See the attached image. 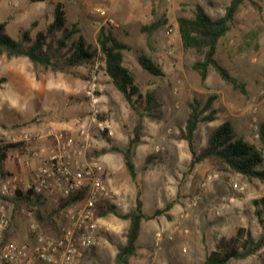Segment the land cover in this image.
Here are the masks:
<instances>
[{
	"label": "rangeland",
	"instance_id": "rangeland-1",
	"mask_svg": "<svg viewBox=\"0 0 264 264\" xmlns=\"http://www.w3.org/2000/svg\"><path fill=\"white\" fill-rule=\"evenodd\" d=\"M79 1L83 6L69 9L66 17L67 24L71 25L85 14L83 21L77 22L79 33L72 40L82 36L95 50L100 29H113L118 39L130 48L124 53V64L133 72L138 95L145 100L150 93L156 97L153 116L142 119L141 141L134 148L137 179L132 180L120 151L127 148L140 118L116 88L99 89V85L105 84L106 74L99 68L98 60L95 64L75 68L73 74H54L34 67L26 58H0V80L4 79L0 84V146L23 144L8 153L5 171L20 176L25 187V173L23 170V174L15 172L19 167L14 162L16 151L32 156L38 143L47 141L49 148L53 145L50 132L67 131L78 136L79 130L86 126L92 139L91 156L102 162L112 190L111 202L120 213H129L135 207L137 183L143 193L147 215L166 208L171 202L182 205L170 219L162 215L142 224L139 247L143 245L152 253L158 250L165 253V240H171L170 254L168 250L166 258L162 259L166 261L164 264H204L206 254L216 249L218 240L234 236L239 228L249 230L253 238L259 239L264 231L255 216L253 201L264 196V182H248L236 173L221 171L209 160L189 171L192 157L182 134L189 105L196 100L203 107L210 96H215L216 121L199 125L194 136L197 153L205 150L213 130L230 121L238 136L256 146L264 157V146L257 136L264 124V0H255L257 8L244 4L232 30L218 45L217 59L246 85L247 95L224 82L214 69H210L206 83L202 84L192 65L203 57L183 47L177 29L178 19L193 17L197 4L211 18L217 19L224 14L230 0ZM98 8L106 10L107 16L118 26L105 25V18L97 13ZM154 10L159 16L167 15L169 23L154 34L155 51H152L148 46V35L142 28L154 20ZM53 15L54 4L49 0L0 2V22L6 24V31L13 38H19L25 32L35 38L52 23ZM142 55L151 56L164 71V76L155 77L143 70L138 61ZM82 74L92 78L86 90L80 87L86 82ZM93 84L95 92L90 97L87 91ZM66 86L72 88L75 95H68ZM95 115L99 122L113 130V135L99 130L92 122ZM57 125L62 127L57 129ZM148 160H151L149 164ZM234 184H238L239 189H235ZM4 204L11 214L10 236L16 241L27 242L34 212L30 215L25 204L16 205L13 200ZM57 206L48 199L43 209L49 213ZM61 219L60 212L59 223ZM101 223L109 228L106 233L114 236L116 247L126 241L128 221L109 215L102 218ZM45 232L55 236L52 226H47ZM158 235L161 240L156 245ZM263 261L264 248L254 256L231 260L229 264H261ZM149 264L156 263L151 261Z\"/></svg>",
	"mask_w": 264,
	"mask_h": 264
},
{
	"label": "trees",
	"instance_id": "trees-1",
	"mask_svg": "<svg viewBox=\"0 0 264 264\" xmlns=\"http://www.w3.org/2000/svg\"><path fill=\"white\" fill-rule=\"evenodd\" d=\"M246 3L258 7L255 0H230L224 14L213 19L200 4H197L193 17L178 19V30L183 47L186 50H194L203 57L202 60L196 61L192 65V69L199 74L202 84L206 83L210 69H214L224 82L247 95L246 85L235 78L217 59L218 45L221 39L232 30L240 9ZM153 15L154 20L145 25L142 31L148 35L150 50L155 51L152 44L153 36L159 29L168 25L169 17L164 14L159 16L155 10ZM53 17V21L47 26V29L39 31L35 38H32L28 32L23 33L19 38H13L7 33L6 24L0 22V58L2 56H6L7 59L26 58L34 67L54 74H73L75 68L95 64V61L98 60L99 68L110 78V82L140 118L127 148L123 151L114 148L122 153L124 165L132 180L136 181L137 170L133 161L134 148L141 141L142 119L153 116V110L156 108L155 95L148 94L146 100L138 95L139 89L135 83L133 72L124 64V53L130 48L115 37L113 29L101 28L97 36L98 48L92 50L82 36L72 40L79 30L77 24H67L63 4L59 3L55 6ZM138 61L142 69L151 75L164 76V71L151 56L142 55ZM3 81L4 79H1L0 84ZM136 95L138 98L135 99ZM215 99V96H210L203 107L196 100L189 105L190 112L182 134L183 139L189 145L192 157L189 171L205 160H209L221 171L236 173L248 182L253 180L264 182V167L260 168L264 163L262 152L244 138L239 137L230 121L222 123L213 130L208 137L205 150L200 154L197 153L194 136L200 124L216 121V111L213 107ZM142 104L144 107H141ZM259 133V140L264 146V124ZM22 145V143H14L0 146V181L8 175V172L5 171L8 153L19 149ZM149 161L151 160H148V164ZM136 186L135 207L129 213H120L117 206L113 204L98 208L97 216L100 218L114 215L129 222L126 242L118 247L116 264H130L131 259L138 254L140 249L138 241L143 222L155 220L162 215H166L170 219L171 216L167 212L175 204V202H171L166 208L157 210L153 215H147L144 211L141 187L138 183ZM13 201L16 205L25 204L30 211L34 212V220L44 230L47 226H52L55 235L58 236L60 231L58 216L65 208L76 202L77 198L62 200L49 213L43 209L46 204L44 197L37 196L33 191L27 193L20 191ZM253 206L255 216L264 231V196L255 199ZM263 248L264 233L259 239H255L249 230L239 228L234 236H224L218 240L216 249L206 254L204 264H229L231 260H245L259 253ZM261 264H264V261Z\"/></svg>",
	"mask_w": 264,
	"mask_h": 264
},
{
	"label": "built area",
	"instance_id": "built-area-1",
	"mask_svg": "<svg viewBox=\"0 0 264 264\" xmlns=\"http://www.w3.org/2000/svg\"><path fill=\"white\" fill-rule=\"evenodd\" d=\"M105 18L104 24L116 28V21L107 16L106 10L97 9ZM171 31V30H170ZM95 84L87 91L94 96ZM99 130H113L92 118ZM259 137V135H257ZM53 145L39 158L16 151L15 165L30 172L25 181L16 174H8L0 181V264H81L87 253L99 246L100 236L109 231L97 216L98 208L112 204V190L106 170L99 158L92 157L90 129L83 126L79 135L67 131L50 132ZM40 161L34 167L37 159ZM239 189L238 184H234ZM33 191L43 196L46 202L51 199L57 205L62 200L76 197L77 201L65 208L62 213L58 236L48 235L34 220L29 225V240L19 242L10 236L11 214L4 202L17 198L18 192ZM31 215L32 212L30 211ZM8 231V234L6 232ZM159 245L161 235H158Z\"/></svg>",
	"mask_w": 264,
	"mask_h": 264
},
{
	"label": "crops",
	"instance_id": "crops-1",
	"mask_svg": "<svg viewBox=\"0 0 264 264\" xmlns=\"http://www.w3.org/2000/svg\"><path fill=\"white\" fill-rule=\"evenodd\" d=\"M65 1H66V4H64ZM49 2L54 4V8L59 3L63 4L64 10L66 11V17L68 16L69 9H74L76 7L81 8L83 6L82 2H80L79 0H49ZM84 15L85 14L82 13L79 16V19H77L72 24L79 25V23H77V22L78 21L81 22V20L83 21ZM67 22H68V19H67ZM113 33H114V30H113ZM80 34H81V30H80ZM114 35H115V33H114ZM115 37L118 39V37L116 35H115ZM118 40L120 41V39H118ZM125 60H126V58H125ZM79 69H81V68H79ZM81 77L86 82H85V84L80 85V87H82L83 89L86 90V88L88 87V85L90 83V79L92 80V78H90V76H87V74H82ZM104 81H105L104 85H99L100 90H104V88H106V87L109 90L115 89L114 85L112 83L108 82V81H110V78L108 76H106L104 78ZM65 92L70 96L75 95V91L72 88H68L67 86L65 87ZM57 126H58V127H56L57 129H60V127H62L60 125H57ZM65 126H67V125H65ZM49 146L50 145L47 141H42V142L37 144V147L33 148V149H35L34 153H39L40 154L39 158H43L44 154H42L41 152L44 151V153H46L47 151L45 149H48ZM39 158L37 159V161L35 160L34 167L40 161ZM22 170H23V173H25V180H28L30 178V172L29 171H27L26 169H21V167L15 168V172H21ZM181 206L182 205L180 203L176 202L174 204L173 208L171 209V211L169 212V215L175 216L179 212V209L181 208ZM101 236H100V240H99L100 241L99 246H97L95 249L88 252L81 264H116V255H117L119 246L116 247V245L113 243L114 236H112V234L108 235L107 233H105L104 235L102 234ZM125 240H126V238H125ZM170 241L171 240H169V239L165 240V244L167 245L166 252L169 250L168 246H170ZM125 242L126 241L122 242L120 246L124 245ZM142 246L143 245L140 246L141 248L138 252V255L131 259L130 264H149V262H151V261L155 262L156 264H164V262H166L165 260L162 261L163 258H166L165 257L166 252L162 253V252H164L163 250L162 251L158 250V251H155L154 253H152L150 249L147 250V249L143 248ZM169 254H170V250H169Z\"/></svg>",
	"mask_w": 264,
	"mask_h": 264
}]
</instances>
